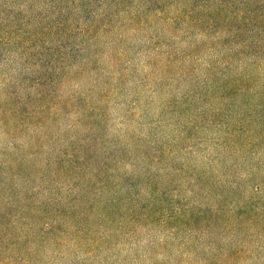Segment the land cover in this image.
<instances>
[{
    "label": "rangeland",
    "instance_id": "rangeland-1",
    "mask_svg": "<svg viewBox=\"0 0 264 264\" xmlns=\"http://www.w3.org/2000/svg\"><path fill=\"white\" fill-rule=\"evenodd\" d=\"M252 6L264 13V0H253ZM240 7V0H0V233L4 228L31 233L33 247L25 249L24 260L264 264V222L247 226L245 220L246 215L259 214L264 196L241 194L240 171L245 163L240 158V137L231 142L223 128L200 130L197 135L187 131L195 135L193 145L204 142L189 156L192 167L203 150L211 151V156L219 153V174L236 188H226L221 195L198 192L196 200L211 208L216 224L207 232L202 226L192 229L196 241L190 245V230L184 227L175 234L160 226L136 234L133 224L120 229L131 218L121 203L106 213L109 219L100 213L90 216L88 208L94 204L78 203L77 211L85 220L68 214L58 233L39 236L49 223L40 213L46 208L41 202L50 197L46 187L61 192L57 199L78 191L75 181H66L77 179L76 175L54 178L51 173L74 147L93 150L90 168L102 174L139 176L141 171L165 167L167 152L179 137L176 129L164 125L178 124L171 105L177 97L171 93L180 91L192 100L210 72L219 78L223 68L239 70L242 50L264 51V19H252L240 33ZM98 100L103 108L97 106ZM134 100L141 102L135 110ZM84 111L87 119L79 125L76 120ZM101 116L97 138L92 122ZM183 120L187 122V116ZM262 150L263 144L248 150L252 164L260 163ZM120 158L125 161L119 162ZM85 173L88 184L95 174ZM181 187L186 193L195 189ZM103 193L100 185L91 186L86 201ZM233 215L236 221L230 222ZM69 223L75 230L95 226L85 245L63 234ZM220 223L223 229L217 228Z\"/></svg>",
    "mask_w": 264,
    "mask_h": 264
},
{
    "label": "trees",
    "instance_id": "trees-1",
    "mask_svg": "<svg viewBox=\"0 0 264 264\" xmlns=\"http://www.w3.org/2000/svg\"><path fill=\"white\" fill-rule=\"evenodd\" d=\"M252 2L253 0H240V22H242L240 23V33L241 30H245L243 29L244 26L252 19H264V13L258 14L256 8H253ZM242 51L243 53H240L242 56L239 70L236 71L228 66L223 68L220 74L217 73L220 75L219 78L210 72L197 85L201 88L192 100L189 96L184 97L181 95L180 91H177V95L171 93L177 97V101L171 105H174V120L176 119L175 122H178V124H176V128L172 123L170 125L164 123V125L169 130L176 129L179 137L177 144H172L167 152L166 158L169 159V162L166 163L164 168L158 169L157 172L151 170L141 171L138 174L139 176L130 172L121 175L111 172L102 174L98 170H91L90 168L92 165L89 157L93 152L90 148L74 147L68 153V156L64 154L67 160L63 161L64 164H61L59 169H52L53 172L51 173L54 178L60 174L66 176L68 174L76 175L77 179L67 178L66 181H75L73 183L77 185L78 191L71 190L57 199L58 194L60 195L61 192L56 187H46L50 197L41 202L46 208L40 213H42V217L45 216L49 220V223L44 227L43 232L39 233V236L58 233L61 223L68 222V214H74L77 220H85V216L80 215L77 211L78 203L81 205L87 203L88 206L91 203L94 204L88 208L90 216L99 213L107 216L108 211L121 203L123 211L128 210L131 213V218L120 229H129L130 225L133 224L135 226L133 234H136L139 231L147 232L150 228L160 226L162 229L170 227L172 229L171 233L175 234L179 228L184 227L186 230H190L188 232V245L195 242L194 230L192 229L202 226L207 229V232L213 229L216 224V219L212 221L214 218H211V208L204 207L203 203L200 204L196 200L198 192H204L209 196V194L216 191L217 194L221 195L226 188H236L232 183L224 181V178L219 174L218 169L221 166L217 156V154L220 155L219 153L213 152L215 154L211 156V151L203 150L201 154L203 156L199 157V163L195 165V168L192 167L191 162H188L189 156L195 154L197 147L203 145L204 142L197 143V146L193 145L195 135L190 136L191 134H187L189 131H193L197 135V131L200 130L223 128L227 134L226 136L233 139L231 142L240 137V158L245 163L244 168L240 171V192L241 194L245 192L246 194L264 196V150H262L263 155L260 158V163L257 165L252 164L247 155L248 150L260 144L264 145V138H262L264 134V56L260 55L264 51ZM69 80H72V78L69 77ZM40 81L42 80L40 79ZM43 84L45 87L48 86L46 82ZM46 91H42V94H46ZM102 103L98 100L97 106L103 108ZM166 105L168 104L163 106ZM140 106V100L133 101V110H135V107L138 109ZM86 115L87 111L79 115L76 120L79 125L87 119L85 118ZM186 116L187 122L183 120ZM102 117L95 118L92 122L97 131V138L101 132L99 130H101ZM227 117L232 120L231 124L224 120ZM180 142L185 143L180 145ZM62 155L59 157L60 159ZM252 157L257 156L253 155ZM248 160L249 163H247ZM124 161L122 158L119 159L121 163ZM128 165L137 171L136 165L130 163ZM85 172L95 174L94 180L88 184H85ZM228 175L225 177H228ZM193 180L195 181L194 184L192 183ZM256 182H258V185L255 187ZM96 184L100 185L101 190L105 193L101 196L97 195L93 200L87 202L85 193L87 189ZM189 185H192L195 189L188 193L180 191L181 186ZM219 186L222 189H218ZM60 188L64 189L61 186ZM122 199H125L126 203L121 202ZM32 205L29 204L34 210L35 208ZM257 209L259 214L246 215L247 226H251L253 222H264V203L258 206ZM107 217L109 219V215ZM232 218L236 221V215L231 217L230 222ZM93 227L95 226H91L87 230H75V226L69 223V231L63 232V234L69 237L68 239L76 240L83 246L86 244L84 239L91 234ZM222 227V223L217 226L219 229H223ZM18 229L14 233L12 228H4L1 231L0 264H15L18 262V258H22L21 264H31L29 260L23 259V257H26L23 255L26 253L25 249L30 250L33 247L32 242H30L31 233L24 232L25 230L17 231ZM44 244L46 243L43 242L38 245L42 247ZM59 245L61 246V244Z\"/></svg>",
    "mask_w": 264,
    "mask_h": 264
}]
</instances>
